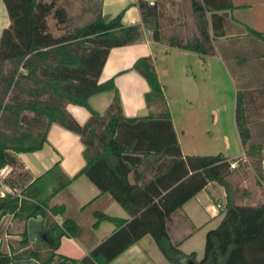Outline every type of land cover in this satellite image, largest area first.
Listing matches in <instances>:
<instances>
[{"label": "trees", "instance_id": "obj_1", "mask_svg": "<svg viewBox=\"0 0 264 264\" xmlns=\"http://www.w3.org/2000/svg\"><path fill=\"white\" fill-rule=\"evenodd\" d=\"M10 24L0 34V169L20 167L19 153L40 150L47 142L52 124L77 134L83 145L85 175L101 194L108 193L128 214L129 220L94 212L96 227L110 221L115 231L82 259L56 253L62 237L78 238L80 228L72 219L58 224L63 205H50L52 198L71 182L56 163L32 181L26 173H17L26 182L17 194L8 176L0 180L11 190L0 195V215L12 214L26 221L41 217L36 243L30 246L26 232L21 233L16 249L0 248V264L34 258L41 264H108L145 235L172 264L192 261L196 264H264V203L239 202L237 188L227 179L230 165L222 154L183 156L172 126L171 115L150 57L135 61L133 69L147 82L144 99L150 108L146 117L126 118L114 78L99 83V76L110 49L132 44L140 36L141 26H124L122 12L105 21L100 15L67 35L54 36L47 18L65 21L62 8L42 0H2ZM144 27L160 40L158 7L139 0ZM198 34L191 40L170 38L175 47L200 55L213 53L206 11L235 8L231 0H190ZM221 21L223 17H218ZM256 38L264 33L251 28ZM264 59V54L262 55ZM113 91L114 97L104 114L89 105L91 96ZM264 83L236 92L235 121L244 155L254 170L260 171L262 146L251 143L247 104L253 93L262 94ZM68 104L84 107L90 117L79 124L66 110ZM132 176V182L129 176ZM216 182L226 192L225 205L217 227L205 234L203 257L185 254L171 241L168 221L182 205Z\"/></svg>", "mask_w": 264, "mask_h": 264}, {"label": "crops", "instance_id": "obj_2", "mask_svg": "<svg viewBox=\"0 0 264 264\" xmlns=\"http://www.w3.org/2000/svg\"><path fill=\"white\" fill-rule=\"evenodd\" d=\"M138 1L100 2L99 15L105 21L122 12V24L140 25L141 32L132 44L110 49L98 82L114 78L124 117H146L150 108L144 95L149 91V86L132 67L139 58L150 57L164 89L182 155L222 154L227 160H241L245 149L240 142L235 121L236 92L238 88L251 89L259 86L261 80L264 82L261 79V74H264V38H256L248 31L251 28L264 33V0H246L243 3L231 0L235 6L232 10L206 11L213 47V53L209 55H200L167 42L175 35L185 40L197 36V22L190 8V0H186L187 14L181 16L178 15L177 0H146L150 5L159 3V41H155L152 31L144 27ZM218 17H223V20ZM47 23L49 27L48 20ZM9 24L5 5L0 0V34ZM227 81L233 84L235 99L229 101L230 105H223L221 87ZM113 97V91L98 93L90 97L89 105L98 113L104 114ZM232 108L233 125L242 148V154L236 157H229L226 153L229 137L221 122V113L230 112ZM66 110L81 125L90 117L88 110L78 105L68 104ZM82 151L83 145L77 134L52 124L47 134V142L40 150L16 154L20 167L15 168L12 173V167L8 166L9 177L15 185L12 190L17 194L26 183L18 179L19 172H25L26 181L30 182L58 163L62 172L72 179L64 190L52 198L50 205H63L65 208L63 215L55 217L58 224L68 218L75 221L80 228L78 238L62 237L56 250L59 255L77 260L85 257L115 231V225L110 221H102L93 227L94 212L130 219L108 193L101 194L85 175H78L85 165ZM129 179L132 182L131 175ZM209 187L217 195L212 194ZM5 188L11 190L3 184V189ZM225 199L224 187L216 182L209 183L171 215L167 224L171 241L178 244L185 254L191 253L184 249L185 243L195 235L202 222L206 223L207 219L211 220L217 215L222 217L221 210L216 205L219 203L224 206ZM40 223V216L21 221L12 214L0 215V248L5 252L16 249L23 231L26 232L29 245H35ZM156 249L158 247L151 236L145 235L108 264H158L160 254ZM158 251L161 253L159 249ZM10 264L41 263L37 259L26 258L14 260Z\"/></svg>", "mask_w": 264, "mask_h": 264}, {"label": "rangeland", "instance_id": "obj_3", "mask_svg": "<svg viewBox=\"0 0 264 264\" xmlns=\"http://www.w3.org/2000/svg\"><path fill=\"white\" fill-rule=\"evenodd\" d=\"M236 1L238 3H243L246 0ZM44 2H52L55 9L62 8L65 12V21L62 24L57 23V19H55L52 15L47 18L50 32L54 36H60L67 35L74 29L85 26L98 17L101 0H46ZM176 3L178 4V15L181 16L187 14L188 3L186 0H177ZM173 38L179 39L181 37H176L175 35ZM191 39L193 38H189L187 40ZM261 79L264 80V74H261ZM262 83L264 82L261 80L260 85ZM232 85L233 84L229 81L222 84L221 90L223 91L224 96H222L223 105H230L229 101L235 99ZM247 106L252 134L251 143L262 146V161L260 163L261 168L260 171L254 170L250 159L243 155L241 160H238L236 163L235 168L230 167L231 175L227 179L231 182L233 190L237 188L240 203L258 205L264 203V91L260 95L253 93L252 100L247 104ZM221 122L224 132L227 133L229 137L228 147H226L227 155L229 157L241 155L242 148L233 125V108L230 112L225 114L221 113ZM221 148L224 149L223 144H221ZM1 187L3 188V184ZM7 190L9 189L7 188ZM208 190L212 194L217 195V193L213 191L212 187H209ZM220 218L221 216L217 215L211 220L207 219L206 223L202 222V226L196 230L197 232L195 235L185 243L184 249L188 252H195L197 261L203 257L206 231L217 227ZM188 226L190 228V225ZM156 250L158 254H160V259L157 263L168 264L163 255L159 253L158 249Z\"/></svg>", "mask_w": 264, "mask_h": 264}, {"label": "built area", "instance_id": "obj_4", "mask_svg": "<svg viewBox=\"0 0 264 264\" xmlns=\"http://www.w3.org/2000/svg\"><path fill=\"white\" fill-rule=\"evenodd\" d=\"M151 4H153V2H150ZM231 168H235L236 167V162L231 163L230 165ZM10 168L8 166H5L3 168L0 169V180L2 181L3 179H5L8 174H9ZM2 182L0 183V195H4L6 192H10L9 190H7V188L3 189L1 187ZM216 207L218 208V210H223L224 206H222L221 204H217Z\"/></svg>", "mask_w": 264, "mask_h": 264}, {"label": "water", "instance_id": "obj_5", "mask_svg": "<svg viewBox=\"0 0 264 264\" xmlns=\"http://www.w3.org/2000/svg\"><path fill=\"white\" fill-rule=\"evenodd\" d=\"M183 264H196V263H194V262H192V261H189V260H187V261H184V263Z\"/></svg>", "mask_w": 264, "mask_h": 264}]
</instances>
